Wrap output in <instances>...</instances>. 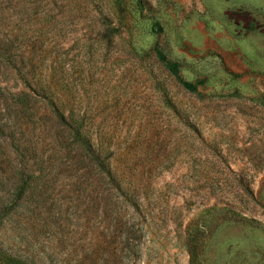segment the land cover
<instances>
[{"label":"rangeland","instance_id":"374dc122","mask_svg":"<svg viewBox=\"0 0 264 264\" xmlns=\"http://www.w3.org/2000/svg\"><path fill=\"white\" fill-rule=\"evenodd\" d=\"M0 253L264 264V0H0Z\"/></svg>","mask_w":264,"mask_h":264},{"label":"trees","instance_id":"16d2710c","mask_svg":"<svg viewBox=\"0 0 264 264\" xmlns=\"http://www.w3.org/2000/svg\"><path fill=\"white\" fill-rule=\"evenodd\" d=\"M168 69L172 73H175V66L169 65ZM183 86L185 89H187L190 92L195 91V87L191 84L183 83ZM35 97L37 96L35 95ZM40 97H42L44 100L48 99L49 102L52 103L54 95L53 93L44 91V93ZM30 98L31 100H33L34 104L37 103L36 99H32V97L28 95L21 94V96L17 97V101H18L17 104L27 106L28 103L25 101V99H30ZM53 109L55 116L57 117V121L59 122L58 128L59 129L61 128L70 134L71 141L69 142V145H74L77 148H79V150H81V152L84 153V158L89 162V164L95 167L99 178L105 180L107 182V185L110 186V181H112L111 173H110V162H109V158L106 157L104 154V148L102 146L103 144H100L99 146V143L93 144L88 140H86L82 134V130H81L82 128L80 124L73 122V120L66 122L63 116L58 113L55 104H53ZM19 193H21V189L19 190ZM1 254L2 253H0V257L4 264H25L22 261H17L10 257H6L4 254L2 255ZM189 254L193 259L194 255L191 250L189 251Z\"/></svg>","mask_w":264,"mask_h":264}]
</instances>
